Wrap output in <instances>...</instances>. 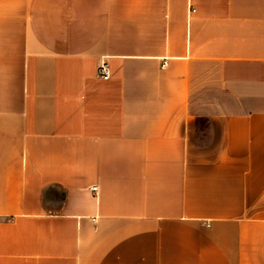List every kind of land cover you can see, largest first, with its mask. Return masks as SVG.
<instances>
[{"label": "crops", "instance_id": "1", "mask_svg": "<svg viewBox=\"0 0 264 264\" xmlns=\"http://www.w3.org/2000/svg\"><path fill=\"white\" fill-rule=\"evenodd\" d=\"M0 264H264V0H0Z\"/></svg>", "mask_w": 264, "mask_h": 264}, {"label": "built area", "instance_id": "2", "mask_svg": "<svg viewBox=\"0 0 264 264\" xmlns=\"http://www.w3.org/2000/svg\"><path fill=\"white\" fill-rule=\"evenodd\" d=\"M192 11H195V9H193ZM166 64H167V61L165 60L163 63V66H166ZM97 74L99 77L104 78V79L110 78V75H111L110 67H109V64L106 60H102L100 62L99 66H98ZM93 190L97 191L98 187L97 186L93 187Z\"/></svg>", "mask_w": 264, "mask_h": 264}]
</instances>
